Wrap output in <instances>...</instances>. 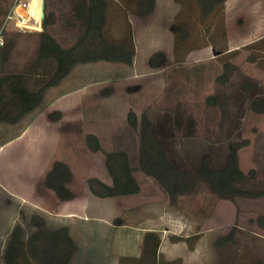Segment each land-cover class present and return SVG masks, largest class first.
I'll list each match as a JSON object with an SVG mask.
<instances>
[{"label": "rangeland", "instance_id": "obj_1", "mask_svg": "<svg viewBox=\"0 0 264 264\" xmlns=\"http://www.w3.org/2000/svg\"><path fill=\"white\" fill-rule=\"evenodd\" d=\"M74 3L44 0L52 20L48 30L63 46L80 33ZM135 6L136 0H110L106 25L114 40L133 41L132 64H78L48 90L40 108L1 125L0 147H7L0 155V264L13 228L20 224L29 235L34 213L50 226L69 227L78 244L72 264L135 263L149 231L161 238L158 264H264V226L258 223L264 194L233 201L200 187L173 201L139 169L146 115L184 170L198 169L203 157L222 167L231 144H245L238 150L240 166L245 173L255 170L246 186L254 193L264 189V112L251 106L264 96V0H226L206 16L197 0H156L146 17L136 15ZM4 24L3 40L14 42L5 70L25 71L44 24L37 31H22L6 19ZM247 83L254 87L245 89ZM175 116L194 119L191 135L187 127L176 129ZM90 134L100 150H92ZM112 150L128 153L140 192L100 197L91 191L93 177L113 183L105 163ZM57 160L73 173L70 200H60L45 184ZM231 231L235 242L219 246Z\"/></svg>", "mask_w": 264, "mask_h": 264}, {"label": "trees", "instance_id": "obj_2", "mask_svg": "<svg viewBox=\"0 0 264 264\" xmlns=\"http://www.w3.org/2000/svg\"><path fill=\"white\" fill-rule=\"evenodd\" d=\"M203 16L208 15L216 5L226 0H197ZM14 0H0V30L9 14ZM110 0H75L74 19L78 23L80 33L75 42L63 46L48 30L52 23L49 13L44 17V29L39 32V44L34 59L25 71H7L14 48V42L4 41L0 45V127L2 124H16L29 113L43 105L49 89L59 85L78 64L109 61L132 64L136 54L132 40H114L106 33L108 7ZM156 7V0H136L135 14L140 17L150 15ZM253 84L247 83L245 89ZM217 96H210L209 101L215 103ZM252 108L264 112V96L253 99ZM182 116L173 118L176 129L188 128L193 132L194 119ZM129 122L137 126L136 114L129 113ZM156 125L146 115L140 122V157L139 169L153 176L170 194L174 201L179 195L189 194L197 188L205 187L220 199L235 200L238 197L263 195L264 189L258 193L246 186L255 178V170L245 173L239 160V148L243 143L233 142L230 152L222 167L213 166L203 157L201 165L194 171L184 170L170 157L164 143L156 135ZM92 150L101 149L97 136L87 137ZM246 143V142H244ZM105 163L112 184H107L97 177L89 180L91 191L100 197L130 195L140 192V184L134 176L130 158L125 150L105 152ZM73 180L70 167L63 161L53 163L45 178V184L54 190L60 200H70L74 196L68 184ZM259 224L264 226V216L259 217ZM33 230L25 234L22 225H16L7 241L3 258L5 264H72L78 251V244L67 225L50 226L46 219L38 213L31 216ZM234 241L231 231L222 236L217 243L222 246ZM161 243L159 234L149 231L144 237L142 254L134 257L135 263L126 259L123 264H158V249Z\"/></svg>", "mask_w": 264, "mask_h": 264}, {"label": "built area", "instance_id": "obj_3", "mask_svg": "<svg viewBox=\"0 0 264 264\" xmlns=\"http://www.w3.org/2000/svg\"><path fill=\"white\" fill-rule=\"evenodd\" d=\"M34 0H14L11 10L6 18V24L12 21L18 29L22 31H37L40 30L44 21L43 8L39 15L36 16L32 8ZM44 5V0H42ZM4 29L5 24L0 30V45L4 44Z\"/></svg>", "mask_w": 264, "mask_h": 264}, {"label": "bare ground", "instance_id": "obj_4", "mask_svg": "<svg viewBox=\"0 0 264 264\" xmlns=\"http://www.w3.org/2000/svg\"><path fill=\"white\" fill-rule=\"evenodd\" d=\"M32 8L34 10L35 15L38 16L39 12H41V10L43 8L42 0H34V2L32 4Z\"/></svg>", "mask_w": 264, "mask_h": 264}, {"label": "crops", "instance_id": "obj_5", "mask_svg": "<svg viewBox=\"0 0 264 264\" xmlns=\"http://www.w3.org/2000/svg\"><path fill=\"white\" fill-rule=\"evenodd\" d=\"M6 147H7V145H2L1 147H0V155H2V153H3V151L6 149ZM4 231V230H3ZM2 230L0 231V237H1V233L3 232ZM4 242H5V240H4Z\"/></svg>", "mask_w": 264, "mask_h": 264}, {"label": "water", "instance_id": "obj_6", "mask_svg": "<svg viewBox=\"0 0 264 264\" xmlns=\"http://www.w3.org/2000/svg\"><path fill=\"white\" fill-rule=\"evenodd\" d=\"M43 17H45V7L43 5Z\"/></svg>", "mask_w": 264, "mask_h": 264}]
</instances>
